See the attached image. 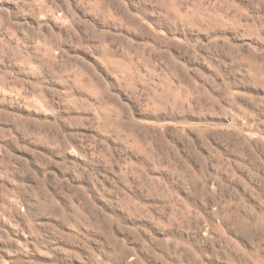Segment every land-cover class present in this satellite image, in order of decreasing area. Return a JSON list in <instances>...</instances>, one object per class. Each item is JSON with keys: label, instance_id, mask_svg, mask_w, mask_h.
Wrapping results in <instances>:
<instances>
[{"label": "rangeland", "instance_id": "rangeland-1", "mask_svg": "<svg viewBox=\"0 0 264 264\" xmlns=\"http://www.w3.org/2000/svg\"><path fill=\"white\" fill-rule=\"evenodd\" d=\"M0 264H264V0H0Z\"/></svg>", "mask_w": 264, "mask_h": 264}]
</instances>
